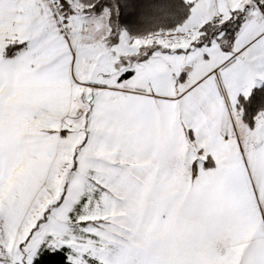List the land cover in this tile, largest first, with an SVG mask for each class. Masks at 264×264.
Listing matches in <instances>:
<instances>
[{"label":"snow or ice","instance_id":"snow-or-ice-1","mask_svg":"<svg viewBox=\"0 0 264 264\" xmlns=\"http://www.w3.org/2000/svg\"><path fill=\"white\" fill-rule=\"evenodd\" d=\"M0 264H264V0H0Z\"/></svg>","mask_w":264,"mask_h":264}]
</instances>
